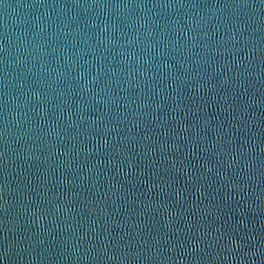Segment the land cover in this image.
I'll return each instance as SVG.
<instances>
[{
	"label": "water",
	"instance_id": "1",
	"mask_svg": "<svg viewBox=\"0 0 264 264\" xmlns=\"http://www.w3.org/2000/svg\"><path fill=\"white\" fill-rule=\"evenodd\" d=\"M0 264H264V0H0Z\"/></svg>",
	"mask_w": 264,
	"mask_h": 264
}]
</instances>
